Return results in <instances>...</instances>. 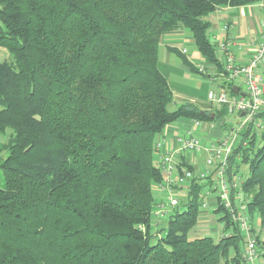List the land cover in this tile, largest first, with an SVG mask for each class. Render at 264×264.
I'll use <instances>...</instances> for the list:
<instances>
[{"label": "trees", "instance_id": "obj_1", "mask_svg": "<svg viewBox=\"0 0 264 264\" xmlns=\"http://www.w3.org/2000/svg\"><path fill=\"white\" fill-rule=\"evenodd\" d=\"M259 1L0 0V47L12 57L0 62V264H246L243 235L218 202L217 236L188 237L209 181L179 187L180 204L153 229L163 179L153 145L169 123L223 128L228 115L174 99L158 67L163 34L188 29L221 66L209 16ZM222 86L234 94L231 81ZM227 173L242 176L247 215L264 226V130L246 126Z\"/></svg>", "mask_w": 264, "mask_h": 264}, {"label": "built area", "instance_id": "obj_2", "mask_svg": "<svg viewBox=\"0 0 264 264\" xmlns=\"http://www.w3.org/2000/svg\"><path fill=\"white\" fill-rule=\"evenodd\" d=\"M227 28L228 23L224 22L222 31ZM209 41L222 52L225 79L239 86L240 93L232 94L222 86L218 90H208L206 99L224 107L228 115H236L238 118L234 126L209 141H202L196 130L213 128L214 123L196 118H191L190 126L178 129L171 138L164 130L160 132L153 147L155 161L161 169L163 179L154 184L159 195L150 212L152 226L153 229H160L162 225L167 224L172 209L180 204V196L177 193L179 187H188L194 180L209 181L203 190L199 206L200 215L211 211L213 217L214 208L210 203L218 202L222 205L243 235L242 255L245 263L258 264L259 247L246 212L247 199L242 197L239 188L243 178L235 175V179L230 180L227 168L228 157L241 133L245 132L246 126L252 123L257 131L264 130V24L261 40L257 42L246 62L239 61L230 50V40L218 39L213 33L209 34ZM179 50L182 54H187L186 47L182 46ZM196 67L198 72H206L203 63H198ZM140 228L144 229L143 225H140Z\"/></svg>", "mask_w": 264, "mask_h": 264}, {"label": "crops", "instance_id": "obj_3", "mask_svg": "<svg viewBox=\"0 0 264 264\" xmlns=\"http://www.w3.org/2000/svg\"><path fill=\"white\" fill-rule=\"evenodd\" d=\"M263 5L264 0L237 7L219 6L216 8L214 13H212L213 18L218 20V23L215 24L212 22L215 27L210 34H216L218 39L230 40L232 42L230 50L241 62L247 61V59L252 55L253 49L256 46L257 42L261 40V30L264 22H262V26L260 27V29L255 31L253 17L255 16L254 8L256 6ZM224 22L228 23V28L226 31H222L221 29V26ZM187 30L179 28L177 30L169 31L163 34L158 48V67L168 80L170 88L173 92V97L177 102L190 101L206 109H210L212 107L220 108L214 103H210L206 99V96L204 94L205 92H203L202 94H197L195 89L188 88L187 84L185 83V80H187L186 76L188 74L190 75L193 70H191L182 61V59H180L181 61H178L177 56L179 55L169 49V47H175L177 50H179V45L181 46L184 44L185 46H187V54L183 55H185L187 59L195 66L198 63H202L200 61V58H202L203 56L197 50L191 32ZM215 50L222 67L214 63L207 62V64L205 65L206 72L204 74L209 77V79L213 78V80H217L218 77H221L222 86V83L224 81L229 82V80L225 79V75H223L221 56L222 52L218 50L217 47L215 48ZM179 58L181 57L179 56ZM189 120L190 119H179L167 124L163 130L171 138L177 133L178 129H183L184 127L190 126ZM226 122V126L223 128L215 125L210 129L204 128L198 131L196 130V132L198 133L197 135L199 137H202L204 139L203 141H209V139L214 135L216 136L223 134L226 129L235 124L236 120L234 124H231L232 121L229 120L228 116L226 118ZM160 134L161 133L157 134L156 140L158 139ZM208 212L209 213H207V215L211 216L212 212ZM165 226L166 225H162L161 228H164Z\"/></svg>", "mask_w": 264, "mask_h": 264}, {"label": "rangeland", "instance_id": "obj_4", "mask_svg": "<svg viewBox=\"0 0 264 264\" xmlns=\"http://www.w3.org/2000/svg\"><path fill=\"white\" fill-rule=\"evenodd\" d=\"M254 11H255V16L253 17L254 30L257 31L262 26V22H264V15H263L264 14V5L263 6H256L254 8ZM209 17L213 23H215V24L218 23V20L214 19L212 14ZM214 27H215V25L212 24L209 34L212 32ZM182 29L187 30L186 28H182ZM181 46L187 48V46H185L184 44ZM181 46L179 45V48H181ZM177 59H178V61H181L180 60L181 58H179V56H177ZM4 60L10 61V60H12V57H11L10 53L4 47H0V62L4 61ZM200 61L204 65H206L208 62V60L204 57L200 58ZM186 79L187 80H185V83L187 84L188 88L195 89L197 94H202L203 92H205L204 94L206 96V91L208 89L218 90V89L222 88L221 77H218L217 80H213V78L209 79V77H207L204 73L193 71V72H191L190 75L188 74L186 76ZM223 83H225V81ZM228 116H229V120L232 121L231 124H234L235 120L237 121L238 117L236 115H227V117ZM235 116H236V118H235ZM234 125H232V126H234ZM258 132H261V131H258ZM200 139L202 141L204 140L202 137H200ZM247 171H248L247 165H243L241 167V172L246 174ZM154 194H155V197L157 198L158 192L155 189H154ZM181 194H183V193L181 192ZM213 195L215 196L216 194L213 193ZM216 205H217V203H215V202L210 203V206L212 208H216ZM183 207H184L183 205H180L179 208H183ZM221 214H222V210L216 212L215 216H213L214 217L213 218L212 216H209L206 213H202L199 216V219H198L196 225L188 232V237L194 238L196 236L205 235V234H210V235H213L214 237H216L217 236L216 233L220 232V227L222 226V222L219 220H216L215 218L220 216ZM248 215L251 219V222L253 223L254 228L256 229V232L260 235V238L263 239L264 238V226L261 223L260 216H259L258 212L255 210L251 214L249 212ZM263 260L264 259L262 257H258V263L259 264H264Z\"/></svg>", "mask_w": 264, "mask_h": 264}, {"label": "water", "instance_id": "obj_5", "mask_svg": "<svg viewBox=\"0 0 264 264\" xmlns=\"http://www.w3.org/2000/svg\"><path fill=\"white\" fill-rule=\"evenodd\" d=\"M232 91H233L234 93H240V91H239V86L234 85V86L232 87ZM242 114H243V113H242Z\"/></svg>", "mask_w": 264, "mask_h": 264}]
</instances>
